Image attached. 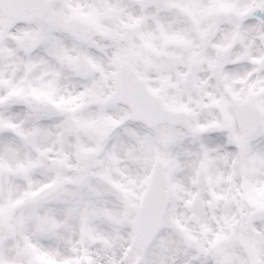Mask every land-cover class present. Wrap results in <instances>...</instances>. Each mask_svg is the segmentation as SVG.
Segmentation results:
<instances>
[{"label": "snow or ice", "instance_id": "obj_1", "mask_svg": "<svg viewBox=\"0 0 264 264\" xmlns=\"http://www.w3.org/2000/svg\"><path fill=\"white\" fill-rule=\"evenodd\" d=\"M0 264H264V0H0Z\"/></svg>", "mask_w": 264, "mask_h": 264}]
</instances>
